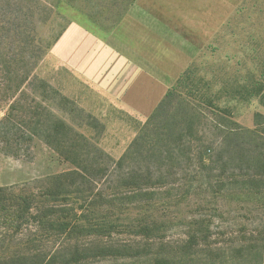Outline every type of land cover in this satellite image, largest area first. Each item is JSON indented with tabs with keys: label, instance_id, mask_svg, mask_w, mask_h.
I'll return each instance as SVG.
<instances>
[{
	"label": "trees",
	"instance_id": "16d2710c",
	"mask_svg": "<svg viewBox=\"0 0 264 264\" xmlns=\"http://www.w3.org/2000/svg\"><path fill=\"white\" fill-rule=\"evenodd\" d=\"M39 50L23 55L21 66L0 69V152L32 160L34 142L41 140L75 169L0 188V214L13 237L0 264H264V235L218 241L205 220L193 223L182 243L166 241L167 228L159 217L164 206L154 198L156 190H183L185 198L199 189L195 179H177L175 165L187 157L181 149H192L200 132L199 113L182 100L171 114L190 68L116 160L75 128L71 112L80 128L99 129V121L35 74L44 52ZM260 92L264 104V88ZM217 117L215 128L228 134L223 139L233 137V151L215 157L213 141L198 145L195 157L204 191L218 197L226 176L242 183L243 192L264 193V115H255V129L229 114ZM170 175L174 181L168 180Z\"/></svg>",
	"mask_w": 264,
	"mask_h": 264
},
{
	"label": "rangeland",
	"instance_id": "374dc122",
	"mask_svg": "<svg viewBox=\"0 0 264 264\" xmlns=\"http://www.w3.org/2000/svg\"><path fill=\"white\" fill-rule=\"evenodd\" d=\"M157 1L165 3V7L157 11L162 10L166 21L180 34V41L193 51L188 78L177 90L182 97L173 102L171 114L178 112L182 100H187L200 118L196 122L200 132L192 149L183 147L181 150L187 157L175 164L180 173L177 179H182L183 183L195 179L198 194L182 198L183 190L172 191L167 187L155 192L154 198L162 200L164 206L159 217L167 228L166 241L182 243L191 225L200 220L211 223L213 238L218 241L246 239L251 235L261 238L264 235V193L243 192L242 183L234 184L235 179L226 176L218 197L205 192L195 154L198 145L208 139L215 144V157L224 150L233 151V137L223 139L222 135L228 134L215 128L218 113L229 114L247 129L256 128L257 113L264 115L260 92L264 88V0ZM132 4L133 0H0V69L21 66L26 53L44 51L35 74L99 121V129L80 128L71 112L75 128L116 160L126 153L158 105L151 114L145 115L104 89L76 81L71 73V25L86 21L110 33L122 22ZM113 92L118 94L117 87ZM181 118L180 114L177 121ZM33 151L32 160L0 152V188L75 169L41 140H35ZM175 178L170 175L168 180ZM5 217L0 214V255L13 241ZM108 261L100 260L96 264Z\"/></svg>",
	"mask_w": 264,
	"mask_h": 264
},
{
	"label": "crops",
	"instance_id": "0c3cea01",
	"mask_svg": "<svg viewBox=\"0 0 264 264\" xmlns=\"http://www.w3.org/2000/svg\"><path fill=\"white\" fill-rule=\"evenodd\" d=\"M163 7L157 0H137L110 33L86 21L72 24L74 79L151 114L193 60L191 47L157 11Z\"/></svg>",
	"mask_w": 264,
	"mask_h": 264
}]
</instances>
